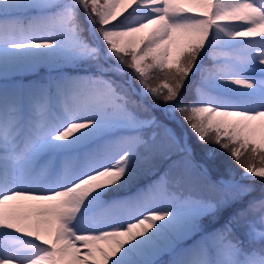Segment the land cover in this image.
<instances>
[{
    "label": "snow or ice",
    "instance_id": "1",
    "mask_svg": "<svg viewBox=\"0 0 264 264\" xmlns=\"http://www.w3.org/2000/svg\"><path fill=\"white\" fill-rule=\"evenodd\" d=\"M0 264H264V0H0Z\"/></svg>",
    "mask_w": 264,
    "mask_h": 264
},
{
    "label": "rangeland",
    "instance_id": "2",
    "mask_svg": "<svg viewBox=\"0 0 264 264\" xmlns=\"http://www.w3.org/2000/svg\"><path fill=\"white\" fill-rule=\"evenodd\" d=\"M186 6H190V5H186ZM209 61L206 59L205 60V64H208ZM23 75H26V76H29V77H33V74L31 73H26V74H23ZM40 76H46L47 75V71L46 70H42L40 73H39Z\"/></svg>",
    "mask_w": 264,
    "mask_h": 264
}]
</instances>
